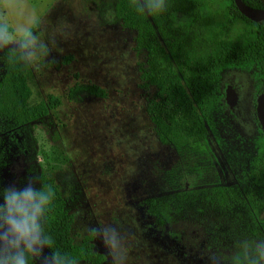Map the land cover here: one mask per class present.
Listing matches in <instances>:
<instances>
[{"label":"rangeland","instance_id":"rangeland-1","mask_svg":"<svg viewBox=\"0 0 264 264\" xmlns=\"http://www.w3.org/2000/svg\"><path fill=\"white\" fill-rule=\"evenodd\" d=\"M112 8L113 0H0L3 36L30 67V104L49 95L62 102L23 128L0 130L2 188L34 192L41 176L52 179L74 218V239L92 230L103 264H250L264 242L230 214L193 210L164 225L148 214L147 199L236 181L210 135L195 152L181 154L158 142L139 88L145 56ZM25 31L35 39H25ZM76 84L95 85L106 97L68 99ZM222 85L235 96L233 121L247 137L258 135L256 82L228 72ZM113 231L122 245L115 250L104 240Z\"/></svg>","mask_w":264,"mask_h":264},{"label":"trees","instance_id":"trees-1","mask_svg":"<svg viewBox=\"0 0 264 264\" xmlns=\"http://www.w3.org/2000/svg\"><path fill=\"white\" fill-rule=\"evenodd\" d=\"M264 9V0H241ZM113 15L124 30L135 33V49L145 61L138 66L139 88L146 92L145 113L161 145L177 153L195 152L210 135L236 184L210 189L181 190L144 201L147 212L161 224H172L187 211L218 210L244 225L251 239L264 242V132L255 115L258 135L247 137L226 105L222 79L228 72L246 74L264 92V20L243 17L232 0H113ZM31 71L21 51L0 35V130L23 128L61 105L49 95L30 104ZM105 98L92 84H76L67 94ZM0 208L5 205L1 173ZM8 192V191H7ZM34 200L51 203L38 221L51 246L41 244L30 264H103L94 249L91 230L80 240L72 235L73 216L52 179L40 177ZM56 257L57 260H54Z\"/></svg>","mask_w":264,"mask_h":264},{"label":"clouds","instance_id":"clouds-1","mask_svg":"<svg viewBox=\"0 0 264 264\" xmlns=\"http://www.w3.org/2000/svg\"><path fill=\"white\" fill-rule=\"evenodd\" d=\"M4 28H0V35L4 34ZM25 39L32 38L31 32H24ZM36 194L31 188H26L22 192H5V205L0 208V228L4 229L0 233V244L4 248L0 251L6 256L0 258V264H30L33 256H40V246L42 243L51 246V239L44 237L41 241L40 233L42 228L38 221L42 210L50 205V199L41 195L38 202L34 200ZM117 233L105 232V244L112 250L122 247L117 240ZM256 257L250 259V264H260L264 260V243L255 248ZM57 260L56 257H53ZM58 264V261H57Z\"/></svg>","mask_w":264,"mask_h":264},{"label":"water","instance_id":"water-1","mask_svg":"<svg viewBox=\"0 0 264 264\" xmlns=\"http://www.w3.org/2000/svg\"><path fill=\"white\" fill-rule=\"evenodd\" d=\"M239 13L252 22L264 20V9H255L246 6L241 0H232ZM225 102L229 109H233L235 96L232 89L225 90ZM256 119L261 130L264 132V93L260 94L256 100Z\"/></svg>","mask_w":264,"mask_h":264},{"label":"flooded vegetation","instance_id":"flooded-vegetation-1","mask_svg":"<svg viewBox=\"0 0 264 264\" xmlns=\"http://www.w3.org/2000/svg\"><path fill=\"white\" fill-rule=\"evenodd\" d=\"M264 93V92H263ZM262 94V93H261ZM231 111L233 110V109H230ZM255 115H256V113H255Z\"/></svg>","mask_w":264,"mask_h":264}]
</instances>
